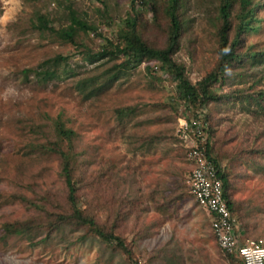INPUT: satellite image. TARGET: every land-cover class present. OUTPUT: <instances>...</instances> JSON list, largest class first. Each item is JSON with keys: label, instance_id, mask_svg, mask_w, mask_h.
<instances>
[{"label": "rangeland", "instance_id": "rangeland-1", "mask_svg": "<svg viewBox=\"0 0 264 264\" xmlns=\"http://www.w3.org/2000/svg\"><path fill=\"white\" fill-rule=\"evenodd\" d=\"M167 2L138 0L133 13L132 0H0V264H242L220 248L186 184L191 165L179 128L197 113L227 176L241 242L264 240V0H253L257 30L241 38L240 62L206 104L189 103L155 60H95L130 15L149 46L165 48ZM223 2L181 0L173 58L194 85L219 61ZM231 2L233 37L240 1ZM71 10L96 29L78 31V46L37 27L38 15L68 27ZM58 55L67 58L58 78L24 73ZM114 73L118 81L97 96L76 90L80 79ZM59 150L76 169L78 207L92 225L73 217Z\"/></svg>", "mask_w": 264, "mask_h": 264}, {"label": "trees", "instance_id": "trees-1", "mask_svg": "<svg viewBox=\"0 0 264 264\" xmlns=\"http://www.w3.org/2000/svg\"><path fill=\"white\" fill-rule=\"evenodd\" d=\"M147 0H143L145 2ZM240 1V13L239 25L232 37L233 25L230 21L231 18V0H224L221 7V20L222 26L219 32L220 37V57L216 67L198 84L194 85L188 78L187 71L184 65L179 64L173 58L175 52L178 49L180 37H181V22L179 17V9L181 6V0H168L166 6V15L170 19V29L169 37L167 41V46L165 48H154L149 46L137 30V17L130 15L126 20V28L121 31L120 39L118 42L114 43L108 41L104 48L97 54L96 61L102 59H119L125 58L123 66L127 64H138L143 60H155L160 64V69L165 70L171 74L174 80L178 82V89L180 94L192 104L200 102V104H206L213 100H218L219 97L214 92L212 87L218 83L224 82L232 70L235 63L240 62L242 54L238 52V45L241 38L246 35L249 31L257 30L254 22L256 20V5L253 4V0H239ZM138 0H132V12H136ZM70 19L72 21L71 25L65 28L55 29L50 27V21L45 15L37 16V27L41 30L52 31L55 33L60 40L63 42L72 43L78 46L76 42V35L78 31H96L93 26H90L86 22L80 20L75 11L71 10ZM67 58L61 55L54 57L53 59H48L39 65L38 70L28 69L24 73H30L34 71L42 79L53 80L58 78L56 72V67L62 62L66 61ZM55 68V69H54ZM151 68H149L150 70ZM153 69V68H152ZM109 74V73H107ZM101 75L98 78H83L77 81L76 90L85 99L92 98L99 95L103 91L112 88L119 79V74L114 73L112 75ZM104 79V82L101 80ZM61 136L64 138L72 137L73 132L71 130L65 129L63 126L60 128ZM207 154L209 157V148L206 143ZM58 153L63 159V165L61 170V176L64 179L65 185L67 187V199L69 200L70 207L72 209L73 217L79 222L92 225L94 220L89 217L84 216L82 210L78 207L77 192H78V182L75 178L76 169L71 167L66 154L59 150ZM212 158V157H211ZM216 162V161H215ZM220 178L223 180L227 198L229 201V206L234 212L235 207L230 194L228 193V179L227 176L221 171ZM95 225V224H94ZM100 234L102 233L99 230ZM106 240L109 242L114 241L118 245H123L122 238L113 233L103 234Z\"/></svg>", "mask_w": 264, "mask_h": 264}, {"label": "built area", "instance_id": "built-area-1", "mask_svg": "<svg viewBox=\"0 0 264 264\" xmlns=\"http://www.w3.org/2000/svg\"><path fill=\"white\" fill-rule=\"evenodd\" d=\"M206 124L202 113L194 118L182 119L181 139L188 151L191 172L186 184L197 205L211 217V228L220 248L242 264H264V240L248 239L242 243L237 233L238 221L229 206L226 189L220 178L222 171L206 149ZM132 264H149L137 258ZM235 264V263H224Z\"/></svg>", "mask_w": 264, "mask_h": 264}, {"label": "crops", "instance_id": "crops-1", "mask_svg": "<svg viewBox=\"0 0 264 264\" xmlns=\"http://www.w3.org/2000/svg\"><path fill=\"white\" fill-rule=\"evenodd\" d=\"M208 214V213H207ZM208 216L210 217V215L208 214ZM210 219H211V217H210ZM210 225H211V222H210ZM211 228V227H210ZM211 231H212V228H211ZM212 233H213V231H212ZM201 235V234H200ZM147 260V259H146ZM148 261V260H147ZM149 263V262H148ZM150 264V263H149Z\"/></svg>", "mask_w": 264, "mask_h": 264}]
</instances>
